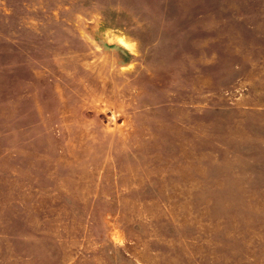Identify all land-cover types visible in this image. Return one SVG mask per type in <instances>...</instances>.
<instances>
[{
	"label": "rangeland",
	"instance_id": "374dc122",
	"mask_svg": "<svg viewBox=\"0 0 264 264\" xmlns=\"http://www.w3.org/2000/svg\"><path fill=\"white\" fill-rule=\"evenodd\" d=\"M0 264H264V0H0Z\"/></svg>",
	"mask_w": 264,
	"mask_h": 264
},
{
	"label": "bare ground",
	"instance_id": "6f19581e",
	"mask_svg": "<svg viewBox=\"0 0 264 264\" xmlns=\"http://www.w3.org/2000/svg\"><path fill=\"white\" fill-rule=\"evenodd\" d=\"M120 42L124 46H127V47L129 46V44L125 40H123V39H121Z\"/></svg>",
	"mask_w": 264,
	"mask_h": 264
}]
</instances>
